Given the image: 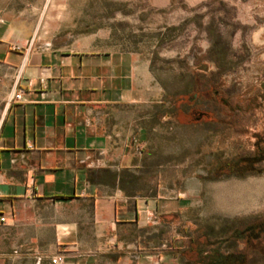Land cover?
<instances>
[{
    "label": "crops",
    "instance_id": "0c3cea01",
    "mask_svg": "<svg viewBox=\"0 0 264 264\" xmlns=\"http://www.w3.org/2000/svg\"><path fill=\"white\" fill-rule=\"evenodd\" d=\"M9 2L0 72L16 79L1 96L0 264H164L159 244L186 204L155 158L167 102L132 52L54 45L34 33L31 5Z\"/></svg>",
    "mask_w": 264,
    "mask_h": 264
},
{
    "label": "rangeland",
    "instance_id": "374dc122",
    "mask_svg": "<svg viewBox=\"0 0 264 264\" xmlns=\"http://www.w3.org/2000/svg\"><path fill=\"white\" fill-rule=\"evenodd\" d=\"M22 2L32 6L34 33L54 45L132 52L154 98L167 102L163 134L154 123V145L164 153L155 158L170 196L180 192L186 204L159 244L164 264H264V0L9 6ZM3 73L0 112L16 79L13 68ZM231 105L240 108L232 115Z\"/></svg>",
    "mask_w": 264,
    "mask_h": 264
},
{
    "label": "flooded vegetation",
    "instance_id": "af4514ba",
    "mask_svg": "<svg viewBox=\"0 0 264 264\" xmlns=\"http://www.w3.org/2000/svg\"><path fill=\"white\" fill-rule=\"evenodd\" d=\"M219 95L218 91L214 92V96L217 97ZM238 109H240L237 105H231L229 106V113L230 115H232L235 111H238ZM244 109H246V107H244ZM229 167H240V169H248L251 170V165L249 162H238L236 163L235 161H232L231 164H227Z\"/></svg>",
    "mask_w": 264,
    "mask_h": 264
},
{
    "label": "built area",
    "instance_id": "2783aa9c",
    "mask_svg": "<svg viewBox=\"0 0 264 264\" xmlns=\"http://www.w3.org/2000/svg\"><path fill=\"white\" fill-rule=\"evenodd\" d=\"M13 97H14V98H18V97H19V93H15V94H13ZM0 220L3 221L4 218L1 217Z\"/></svg>",
    "mask_w": 264,
    "mask_h": 264
}]
</instances>
